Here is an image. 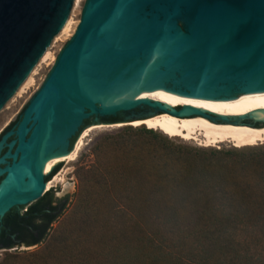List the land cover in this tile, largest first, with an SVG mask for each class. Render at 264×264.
<instances>
[{
	"label": "water",
	"instance_id": "1",
	"mask_svg": "<svg viewBox=\"0 0 264 264\" xmlns=\"http://www.w3.org/2000/svg\"><path fill=\"white\" fill-rule=\"evenodd\" d=\"M78 2L0 0V114L67 34ZM143 92L204 103L264 95V0H85L73 34L1 137L0 226L37 204L61 171L53 161L80 145L90 124L167 114L264 128L262 113L178 112L140 99ZM109 117L123 119H101Z\"/></svg>",
	"mask_w": 264,
	"mask_h": 264
},
{
	"label": "trees",
	"instance_id": "2",
	"mask_svg": "<svg viewBox=\"0 0 264 264\" xmlns=\"http://www.w3.org/2000/svg\"><path fill=\"white\" fill-rule=\"evenodd\" d=\"M119 132L159 145L127 149L133 160L145 162L133 170L150 177L141 184L143 199L129 186L135 192L131 204L122 203L101 184V191L86 192L90 199L83 197L78 224L61 228L73 197L54 196L48 188L35 206L13 211L0 226V248L33 245V264H264L263 156L235 148H169L143 124ZM231 158L236 167L229 173ZM111 207L115 215H108ZM109 220L112 229L101 231ZM15 257L7 255L0 264H14Z\"/></svg>",
	"mask_w": 264,
	"mask_h": 264
},
{
	"label": "rangeland",
	"instance_id": "3",
	"mask_svg": "<svg viewBox=\"0 0 264 264\" xmlns=\"http://www.w3.org/2000/svg\"><path fill=\"white\" fill-rule=\"evenodd\" d=\"M84 2L85 0H79L67 34L55 40L52 53L39 68L14 103L0 114V129L4 128L9 122L15 120L17 114L41 86L43 80L53 65L57 54L73 34L79 21ZM88 123L91 122L88 120ZM120 123L123 124L117 127L95 128L88 131L83 138L82 144L80 145L75 157L72 160L66 158L57 162L61 171L57 175V178L52 182L50 188H52L54 196L69 194L73 197L72 205L68 208L58 223L61 228H63L64 225H69V223L76 222V224H78L77 219L80 217L81 211H84L82 209L84 204L83 200L84 198L86 200L91 198V196L86 192L92 188H97L98 191H101V184L108 185L110 188L107 194L112 198H116L117 201H119L118 198H120L122 203L131 204L130 196L137 190L139 192L138 195H141L142 199L144 198L145 189L141 186V184L143 183L142 181L145 182L147 179H150V177L144 180V178H146V176H144V170L133 169L139 168V165L144 167L145 162L138 159L140 157L133 160L130 157V154H128L127 149L131 147L149 149L159 147V145L157 146V143L146 137L124 138L123 136L125 134L119 132V130L125 126L132 127V125H129V121ZM153 130L159 134V136H157L159 143L166 144L169 148L176 149V145H180L184 149L183 151L187 150L185 148H235L243 154L254 153L258 156H263L264 158V141H258L254 144L242 146H234L228 141L215 142L211 145H203L197 140L182 139L178 136H167L159 130ZM117 135L122 136L123 141L120 140V142H122L121 144L118 143L119 138ZM162 136H165L169 141L166 142L162 139ZM228 166L230 173L231 166L233 168L236 167L235 160L232 158L229 159ZM85 185H88L89 187L86 188ZM136 185L140 187L138 188ZM129 186H132V189L135 192H130L128 189ZM121 187H123L122 190H120ZM100 194L106 199V194L104 193L94 192L92 196L99 197ZM133 196L135 197V194ZM108 203L110 204V202ZM122 203L120 202V204ZM111 208L113 211H109L108 215H115L116 208ZM103 211H105V209H101V212ZM114 223L115 222H113V220L105 222L102 224L103 227H101V231H108L112 229V225H114ZM32 251L33 245L23 246L20 244L15 248H0V263L7 258V255H13L16 256L14 258V264H33V254H31Z\"/></svg>",
	"mask_w": 264,
	"mask_h": 264
},
{
	"label": "bare ground",
	"instance_id": "4",
	"mask_svg": "<svg viewBox=\"0 0 264 264\" xmlns=\"http://www.w3.org/2000/svg\"><path fill=\"white\" fill-rule=\"evenodd\" d=\"M140 99L151 101L153 104H160L162 108L170 110L176 109L175 107L180 105L178 112L205 110L223 118H240L244 115L252 117L262 113L263 115L259 120L264 119V95L240 97L235 103H204L168 92H143ZM122 124L115 123L96 127L90 124L88 131L95 128L117 127ZM141 124L147 128L159 130L167 136L197 140L203 145L228 141L234 146H242L264 141V128H226L202 117L183 122L167 114H154L146 119L131 121V124L129 122V125L132 126ZM80 145L54 160L53 163L56 164L66 158L72 160Z\"/></svg>",
	"mask_w": 264,
	"mask_h": 264
},
{
	"label": "flooded vegetation",
	"instance_id": "5",
	"mask_svg": "<svg viewBox=\"0 0 264 264\" xmlns=\"http://www.w3.org/2000/svg\"><path fill=\"white\" fill-rule=\"evenodd\" d=\"M21 110H22V109H21ZM138 113H139V112H138ZM18 114H19V113H18ZM18 114H17L15 120H13V121H12L7 127H4V128H1V129H0V140H1L2 135H3L5 132H7L8 130H10V129L12 128L13 123H15L16 120H17ZM135 114H137V113H135ZM101 119H102V121H107V120L123 119V117H109V118H101ZM7 137H8V136H6V137L4 138V140H5ZM4 140L1 141L0 145L4 142ZM0 181H1V180H0Z\"/></svg>",
	"mask_w": 264,
	"mask_h": 264
}]
</instances>
